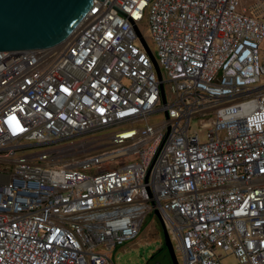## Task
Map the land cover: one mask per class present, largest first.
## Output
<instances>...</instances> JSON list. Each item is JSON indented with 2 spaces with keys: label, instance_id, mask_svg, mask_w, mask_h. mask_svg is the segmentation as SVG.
Returning <instances> with one entry per match:
<instances>
[{
  "label": "built area",
  "instance_id": "2783aa9c",
  "mask_svg": "<svg viewBox=\"0 0 264 264\" xmlns=\"http://www.w3.org/2000/svg\"><path fill=\"white\" fill-rule=\"evenodd\" d=\"M263 44L264 0H94L0 51V264H110L157 209L183 264H264Z\"/></svg>",
  "mask_w": 264,
  "mask_h": 264
},
{
  "label": "water",
  "instance_id": "95a60500",
  "mask_svg": "<svg viewBox=\"0 0 264 264\" xmlns=\"http://www.w3.org/2000/svg\"><path fill=\"white\" fill-rule=\"evenodd\" d=\"M93 1L0 0V51L46 49L60 44L90 10ZM161 222L165 245L173 263L179 264L171 237Z\"/></svg>",
  "mask_w": 264,
  "mask_h": 264
},
{
  "label": "rangeland",
  "instance_id": "374dc122",
  "mask_svg": "<svg viewBox=\"0 0 264 264\" xmlns=\"http://www.w3.org/2000/svg\"><path fill=\"white\" fill-rule=\"evenodd\" d=\"M139 28L146 40V43L151 50L154 58L158 61L157 47L152 39L148 20L145 19L139 24ZM264 52V44L262 45ZM166 79V73L162 70ZM264 84V79L262 80ZM168 102H171L174 98L170 85L165 86ZM165 119L164 115H157L152 118V123L157 124ZM195 129H198L197 124H193ZM103 134L102 136H104ZM38 152L42 149H38ZM163 217L160 211L157 209L152 214L148 215L145 219V223L141 229L140 234L134 240L128 241L126 246L115 252H111L110 264H174L170 252L165 245L164 229L162 226ZM175 255L179 264H183V257L177 247V243L172 241ZM223 264H238L233 256H228L224 259Z\"/></svg>",
  "mask_w": 264,
  "mask_h": 264
},
{
  "label": "crops",
  "instance_id": "0c3cea01",
  "mask_svg": "<svg viewBox=\"0 0 264 264\" xmlns=\"http://www.w3.org/2000/svg\"><path fill=\"white\" fill-rule=\"evenodd\" d=\"M126 244H127V243H126ZM126 244H125V245H123V246H121V247H119V248H117L115 252H117V251H119V250L123 249V248L126 246Z\"/></svg>",
  "mask_w": 264,
  "mask_h": 264
},
{
  "label": "flooded vegetation",
  "instance_id": "af4514ba",
  "mask_svg": "<svg viewBox=\"0 0 264 264\" xmlns=\"http://www.w3.org/2000/svg\"><path fill=\"white\" fill-rule=\"evenodd\" d=\"M158 264V263H157Z\"/></svg>",
  "mask_w": 264,
  "mask_h": 264
}]
</instances>
